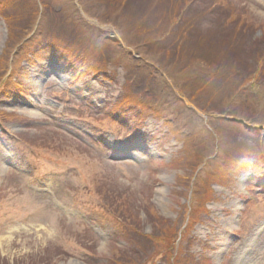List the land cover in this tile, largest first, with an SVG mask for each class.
Masks as SVG:
<instances>
[{
  "label": "rangeland",
  "instance_id": "1",
  "mask_svg": "<svg viewBox=\"0 0 264 264\" xmlns=\"http://www.w3.org/2000/svg\"><path fill=\"white\" fill-rule=\"evenodd\" d=\"M27 1L0 12V264H264V138L231 120L264 125V0Z\"/></svg>",
  "mask_w": 264,
  "mask_h": 264
},
{
  "label": "trees",
  "instance_id": "2",
  "mask_svg": "<svg viewBox=\"0 0 264 264\" xmlns=\"http://www.w3.org/2000/svg\"><path fill=\"white\" fill-rule=\"evenodd\" d=\"M13 1L14 0H0V12L1 13H4V14H6L8 11H7V8H8V6H9V4H12L13 3ZM34 5H35V1L34 0H32V2L31 3H29L28 1H27V6L28 7H31V8H34ZM171 5L172 6H178V4L177 3H171ZM36 6V5H35ZM172 6H170L169 8H168V10L169 9H174V7H172ZM175 11H176V15H175V17L174 18H176L177 17V15L179 14V8L178 9H175ZM160 13V12H159ZM159 15V14H158ZM67 16H68V14H67ZM67 16H65L64 18H66V19H68L69 21H70V23L72 22L71 21V19L70 18H68ZM161 17V16H160ZM34 19H36V17H34V15H33V18H30V21H29V25H30V27L29 28H31L33 25H34ZM66 19H64V21H66ZM151 25H149L148 27H150ZM56 29H49V32H51V33H55L54 31H55ZM21 33H22V31H20ZM149 34V33H148ZM88 38V37H87ZM102 40V38H99V39H95V40H93V41H101ZM17 41H20V39H18ZM16 41V42H17ZM22 45H24L25 44V42H22L21 43ZM4 66V60L3 59H1L0 58V69L2 68ZM233 69V68H232ZM232 69L230 70V71H232ZM112 258H114V257H112ZM112 261V260H111ZM133 264V263H132Z\"/></svg>",
  "mask_w": 264,
  "mask_h": 264
}]
</instances>
